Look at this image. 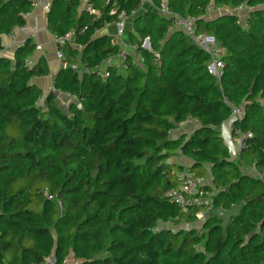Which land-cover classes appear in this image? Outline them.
I'll use <instances>...</instances> for the list:
<instances>
[{
	"label": "trees",
	"instance_id": "trees-1",
	"mask_svg": "<svg viewBox=\"0 0 264 264\" xmlns=\"http://www.w3.org/2000/svg\"><path fill=\"white\" fill-rule=\"evenodd\" d=\"M36 1L0 0V52L2 37L24 27ZM149 1L140 9L139 0H88L97 15L79 10L81 0L51 1L47 32L73 33L62 48L69 65L52 78V89L76 102L67 112L53 91L43 97L32 83L50 76L42 57L25 64L34 45L0 55V264L48 257L63 264L70 256L78 264H264V0ZM163 2L214 39L219 79L207 73L205 52L180 30L167 33L169 22L157 12ZM240 6L244 18L227 12ZM121 12L131 19L126 37L136 50L119 69L103 66L120 49L96 32ZM72 63L88 71L79 75ZM232 109L242 111L233 136L251 137L227 163L218 136ZM187 120L199 127L171 139ZM178 153L191 164L173 161ZM204 166L211 210L170 202L176 174L205 178ZM240 203L222 231L210 212ZM203 212L199 229L182 228Z\"/></svg>",
	"mask_w": 264,
	"mask_h": 264
},
{
	"label": "built area",
	"instance_id": "built-area-1",
	"mask_svg": "<svg viewBox=\"0 0 264 264\" xmlns=\"http://www.w3.org/2000/svg\"><path fill=\"white\" fill-rule=\"evenodd\" d=\"M109 1L110 0H106V3ZM139 1H140V9H142L145 5L151 6V3L149 0H139ZM34 6H35V3H33V8ZM84 10L90 14L97 15V13L93 10L91 5L88 3L84 5ZM245 10H246V7L240 6L234 10H228L227 12L240 15ZM157 12L161 16L165 17L169 22L167 29H166L167 33H172L175 30H180L192 44H194L196 47H198L200 50L205 52L210 57V61L207 65V73L213 76L214 78L219 79L222 76V68H223V63L221 61L222 51L219 49L214 39L203 33H199L196 30V25L193 20L183 19L177 14L170 12L165 2H163L160 5L159 9H157ZM212 12L213 10L211 7H208L206 9V15H210ZM113 13H114V10H111L110 14H113ZM28 15L29 14L25 15V19ZM131 16L132 17L135 16V13L132 12ZM127 19L128 18L123 12H121L118 15V21L114 23L116 27V34L115 36L112 37V40H111V43L113 45H117L118 38L123 35L124 28H125V21ZM241 24L246 26L245 22L243 23V21H241ZM72 37H73V33L69 32L65 34L64 36L53 38V42L56 45L55 57L61 62V66L63 68H66L67 65L69 64L66 63L64 60L62 48L66 44H72ZM144 44H145V41L143 42V45H142L143 47H144ZM74 47L80 50L79 46L75 45ZM129 49H130V52H127V53L119 52L117 56L118 58L122 59V66L124 65L126 56L128 54H131V52H135L136 47L134 45H130ZM0 55H3V56L6 55L5 48L3 49V51L0 52ZM137 62H140L139 58H137ZM108 63L109 61L104 63V66L109 65ZM25 64L27 66H31L29 61H26ZM70 67L73 70L77 71L79 75H81L83 72L88 71L85 66L83 67L77 63H72ZM101 75L103 77L107 76L105 71H102ZM231 114L236 116L237 122H239L242 118V111L240 109H232ZM250 137H251V134L249 133L241 134L236 131L233 136V141L236 145L242 147L243 145H245V140L249 139ZM176 177L178 181V186L174 189L169 190L166 193V197L170 200V202L174 203L176 206L180 207L183 210H186L187 207L204 206L206 208V212H209L212 208V196L214 193L206 192L204 190V187L207 186L205 178L202 176H196L195 174L189 172L188 170H183V171L178 172L176 174ZM46 198L50 200L51 196L47 195ZM206 212L197 214L196 219L198 220L204 219ZM41 264H54V259L53 257H48L44 259V261ZM63 264H66V262H64ZM73 264H78V262L74 260Z\"/></svg>",
	"mask_w": 264,
	"mask_h": 264
},
{
	"label": "crops",
	"instance_id": "crops-1",
	"mask_svg": "<svg viewBox=\"0 0 264 264\" xmlns=\"http://www.w3.org/2000/svg\"><path fill=\"white\" fill-rule=\"evenodd\" d=\"M51 1L52 0H37L35 2L34 8L29 13V15L26 17V23L24 27L16 28L14 29L11 35L3 36L2 45L6 50V56L10 58H12L13 52L15 51V49L17 47L24 45L26 42L29 41L32 45H34V51L32 55L29 56L27 61H29L30 64L33 65L41 57L44 58L48 66V69L50 71V76L46 78H35L32 80V83L41 89L43 97H45L50 91H53V93L56 96V103L60 101L58 98L60 96L63 98H67L71 101L68 104L69 106L72 103H76L75 100L72 97H69L65 94H62L60 92H55L52 89V78L62 66H61V62L55 57L56 45L53 42L54 37L47 32L46 14L48 12ZM87 1L88 0H81L79 10L84 9V5L87 3ZM144 7H148V6L145 5ZM130 20L131 19L128 18L125 21L124 33L121 37L118 38V43L116 46L119 47L120 52H122V50H125V52H130L129 48L131 44L128 43L127 37H126V27H128L127 30H131ZM115 34H116V27L114 23L105 25L101 30L96 32L97 36L106 35V36L113 37L115 36ZM134 53L131 52V54H134ZM108 64L112 66H116L119 69L121 68L119 65L120 61L117 57L110 59ZM198 127H199V123L197 121L187 120L184 123L179 124L176 127V129L170 133V138L175 139L178 136L184 135V134L189 136ZM173 161H175L177 164L184 166V167H187L191 164L190 160L181 156L180 153H178V156L175 157ZM200 169L206 170L207 175L205 176V180H206L207 185L212 188V183L208 175L209 174L208 167L204 166V168H200ZM69 261L73 262L74 259L70 256L66 260V263H68Z\"/></svg>",
	"mask_w": 264,
	"mask_h": 264
},
{
	"label": "water",
	"instance_id": "water-1",
	"mask_svg": "<svg viewBox=\"0 0 264 264\" xmlns=\"http://www.w3.org/2000/svg\"><path fill=\"white\" fill-rule=\"evenodd\" d=\"M144 47L148 48V42L145 41ZM237 123V118L235 115H230L219 128V139L222 142L223 148L227 151V163H233L237 160L238 156L243 152L245 145L238 146L233 141V128L234 125ZM243 205L240 203L234 207H231L228 210H213L210 212V215L220 223V227L222 231H225L228 223L236 218Z\"/></svg>",
	"mask_w": 264,
	"mask_h": 264
},
{
	"label": "rangeland",
	"instance_id": "rangeland-1",
	"mask_svg": "<svg viewBox=\"0 0 264 264\" xmlns=\"http://www.w3.org/2000/svg\"><path fill=\"white\" fill-rule=\"evenodd\" d=\"M219 14V13H218ZM215 15V14H214ZM247 15V10H245V11H243V13L241 14V18H244L245 16ZM122 52H124V53H127V52H125V50H122ZM134 53V52H133ZM118 58V57H117ZM119 59V61H120V69H122V59L121 58H118ZM135 61H137V59H135ZM65 97V96H64ZM59 98V100L62 102V104H61V102L60 101H58L56 104H57V106L61 109V110H63V111H66L67 112V106H68V104H69V102H71L69 99H67V98H63V97H58ZM73 101V100H72ZM43 103V99H41V104ZM197 222L196 223H194V224H191V225H188V224H184V225H182V228H184V229H189V228H194V229H199V227H200V223L202 222V219H200V220H196ZM169 226V225H168ZM66 264H73V262H71V261H69L68 263H66Z\"/></svg>",
	"mask_w": 264,
	"mask_h": 264
}]
</instances>
